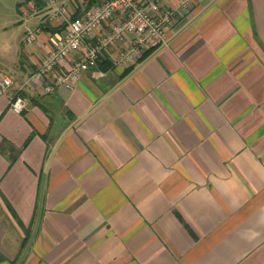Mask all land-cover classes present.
<instances>
[{
    "label": "crops",
    "instance_id": "crops-1",
    "mask_svg": "<svg viewBox=\"0 0 264 264\" xmlns=\"http://www.w3.org/2000/svg\"><path fill=\"white\" fill-rule=\"evenodd\" d=\"M26 1L0 0V264H264V0H195L51 94L25 84L66 28Z\"/></svg>",
    "mask_w": 264,
    "mask_h": 264
},
{
    "label": "built area",
    "instance_id": "built-area-1",
    "mask_svg": "<svg viewBox=\"0 0 264 264\" xmlns=\"http://www.w3.org/2000/svg\"><path fill=\"white\" fill-rule=\"evenodd\" d=\"M194 1L181 0L180 7L172 9L168 0H101L91 8L88 0H46L52 20L66 23V35L54 36L50 50L25 85H44L47 94L60 87L72 91L84 73L101 63L132 66L146 52L166 45L177 17L187 13ZM34 13L28 8L24 16ZM37 40L38 32H34L26 42L32 46ZM0 87L8 91L12 79L3 78ZM11 107L22 114L27 104L22 97L13 96Z\"/></svg>",
    "mask_w": 264,
    "mask_h": 264
},
{
    "label": "trees",
    "instance_id": "trees-1",
    "mask_svg": "<svg viewBox=\"0 0 264 264\" xmlns=\"http://www.w3.org/2000/svg\"><path fill=\"white\" fill-rule=\"evenodd\" d=\"M30 2H35L37 5H41V0H27L26 1V3H30ZM99 2H101V0H88V8L95 6ZM21 6L22 5H20L19 7H21ZM78 16H80V13H78L76 17H78ZM57 32H61V28H58L57 30H55V33H57ZM106 66L109 67V66H111V64H109L108 61H106L102 67H106Z\"/></svg>",
    "mask_w": 264,
    "mask_h": 264
},
{
    "label": "rangeland",
    "instance_id": "rangeland-1",
    "mask_svg": "<svg viewBox=\"0 0 264 264\" xmlns=\"http://www.w3.org/2000/svg\"><path fill=\"white\" fill-rule=\"evenodd\" d=\"M24 4H26V3H24ZM26 10H28V7H26ZM24 15V14H23ZM62 23V26L64 27V28H66L67 27V25H66V23H63V22H61ZM12 30H13V28H11ZM23 28H18V27H16V29L11 33L10 32V29H9V34L7 35V40L8 41H14V40H16V38L18 37V33L22 30ZM6 37V36H5ZM11 41V42H12ZM0 46H1V44H0Z\"/></svg>",
    "mask_w": 264,
    "mask_h": 264
}]
</instances>
